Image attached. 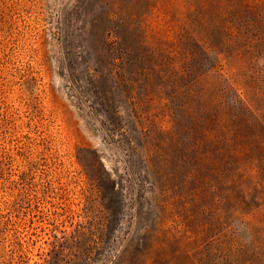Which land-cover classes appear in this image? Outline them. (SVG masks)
Listing matches in <instances>:
<instances>
[{"label": "rangeland", "instance_id": "obj_1", "mask_svg": "<svg viewBox=\"0 0 264 264\" xmlns=\"http://www.w3.org/2000/svg\"><path fill=\"white\" fill-rule=\"evenodd\" d=\"M227 1L0 0L2 83L35 116L8 140L0 264H264V148L237 97L264 73L201 45ZM119 19L125 41L101 43Z\"/></svg>", "mask_w": 264, "mask_h": 264}, {"label": "trees", "instance_id": "obj_2", "mask_svg": "<svg viewBox=\"0 0 264 264\" xmlns=\"http://www.w3.org/2000/svg\"><path fill=\"white\" fill-rule=\"evenodd\" d=\"M207 3V1L203 3L205 9L207 8ZM115 19V14L108 17V20L111 22H114ZM118 21L119 25H116L112 30L106 29V27H102L101 30L99 29V33H97L99 34L101 43L110 41L112 36L113 41H125V37H123L125 35H122L121 31L118 30V27L124 26L121 24V19ZM213 25L220 27V41L217 43L216 47H214V43L211 41L212 37H207L206 35L204 37V42L201 44L202 47L204 49H211L220 46L222 50L227 49L229 46L235 47L233 51L235 52L233 53L234 56L232 55L231 57L238 58V60L242 62V65L247 64V67L252 74H254L253 77L258 80L260 73H264V0H228L227 6L223 7L222 17L214 21ZM148 27V23H144V25L140 24L138 25V31H145ZM138 45L144 51V56L148 48L150 51L152 50L153 53L161 50L159 46L152 45L151 38L149 37L139 39ZM129 49L130 51L132 50L131 48ZM168 50L169 55H175V49L173 47H169ZM4 74L3 65H0V138L3 142V144H0V175L4 173V166L7 165L5 161L8 153L7 147L11 144L10 141H8L9 138L22 139L26 133V128H30L27 121L35 119L30 109L26 111L25 108L28 107L24 106L25 108L19 109L21 106H19L16 101L14 102L11 100L10 103L7 96L13 93L14 90L11 89L10 86L6 87V85L2 83ZM182 75V73L178 72L174 76L177 78L178 76L182 77ZM164 78L167 79L169 76L166 74ZM259 86H261V89L256 87L255 99H252L248 95L247 89H241L237 97L244 114L254 118L257 122L259 130L256 136L258 146L264 148V138H262V136H264V122L257 110V104L264 98V81H261ZM184 107L188 112L189 107L187 105ZM225 112H221L220 115H214L215 118L212 119L213 122L211 121L210 123V133L218 143L223 145V147L230 148V144L233 142V139H235V136L239 134V131L237 129V120L234 115L228 117L226 114L227 112ZM209 116L212 117L210 114ZM210 117L207 118L209 122L211 120ZM165 126V124L161 123L154 130L164 131ZM144 131L149 134L153 131V127L147 126ZM3 184L5 185V183ZM4 185H2L3 188H5ZM27 264L29 263L27 262Z\"/></svg>", "mask_w": 264, "mask_h": 264}]
</instances>
